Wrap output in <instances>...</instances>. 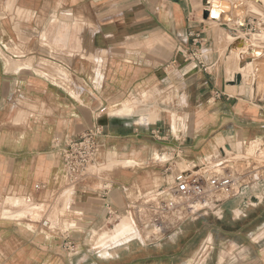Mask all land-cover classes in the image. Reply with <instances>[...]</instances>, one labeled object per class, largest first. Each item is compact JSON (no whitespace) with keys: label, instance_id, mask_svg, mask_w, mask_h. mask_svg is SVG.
<instances>
[{"label":"crops","instance_id":"obj_1","mask_svg":"<svg viewBox=\"0 0 264 264\" xmlns=\"http://www.w3.org/2000/svg\"><path fill=\"white\" fill-rule=\"evenodd\" d=\"M232 1V6L244 3L243 18L250 12L246 3L251 1ZM203 11L202 0H0V208L6 199L17 198L33 211L59 203L66 211L54 233L42 229L41 221L11 222L48 245L65 237L80 244L77 255L63 252L68 260L89 257L84 254L88 249L103 257L100 232L116 225L110 228L106 204L122 223L129 222L123 216L132 203L148 201L157 188L172 183L174 174L187 173L188 164L211 165L208 158L216 153L225 159L230 144L235 156L264 164V81L249 86L250 75L241 87L231 84L242 62L239 54L229 52L235 38L224 30L223 20H204ZM226 26L237 35L243 32L232 23ZM148 88L161 94L150 106L160 112L157 121L142 126L134 117H118L125 104L136 102L145 109L140 107L151 95L139 96ZM166 94L171 103L165 104ZM104 107L115 117L109 127L106 118L101 121L105 134L93 171L112 185L106 199L100 197L97 180L69 187L57 149L93 128L95 114ZM170 108L178 115L176 129L170 116L169 122L161 118ZM179 149L182 154L171 163L176 170L170 174L161 158ZM251 175L260 179L242 190L240 195L248 198L234 211L233 221L247 217L251 207H264V169ZM228 202L196 217L178 218L168 239L178 240L187 221L211 215L223 220ZM257 218V229L248 232L246 242L225 233L216 264H264V220ZM65 221L69 227H63ZM165 237L144 239L161 242ZM6 238L0 234L1 242ZM213 241L208 233L187 263L206 264L215 250ZM119 247L110 248L111 257L104 258L114 260ZM5 255L21 259L16 253Z\"/></svg>","mask_w":264,"mask_h":264},{"label":"rangeland","instance_id":"obj_2","mask_svg":"<svg viewBox=\"0 0 264 264\" xmlns=\"http://www.w3.org/2000/svg\"><path fill=\"white\" fill-rule=\"evenodd\" d=\"M246 5L250 9V12H255L257 14H261L262 16H264V6L261 8L256 7L251 2H247ZM199 7H198L199 9L197 7L195 8L197 12H200L199 10L201 9V4ZM240 35L242 37H246L244 31ZM262 37L264 38V29L262 34L250 35L251 41L257 39V41L260 42L258 39ZM186 57L189 58V53L187 51H186ZM259 71H260V66L258 71L257 70L253 71V75H256L255 77H253V79L256 80V78L262 74L260 73L262 69L260 72ZM249 79H251V77ZM262 79H264V77ZM144 93L148 94L149 96L151 95V97H148V99H146L143 106L140 107L145 109H139L136 102L131 104H125L123 108L122 107L118 108L120 111H122L118 117H122L121 114L126 115L128 113H132V111L134 112V114H139L144 112H148L151 114L153 112L156 115L157 118L156 121H157L160 118V112L157 110V108L155 107L151 108L150 106L154 102L155 104L159 102V99L161 98V94L159 92L157 93L155 91V88H148L146 89V91H143V93L141 92L139 96L140 100H142ZM166 95L168 97H165L163 99L164 101L166 100L165 104L171 103L172 100L171 94H166ZM153 96H156V98ZM169 111H172L171 108L167 110V112ZM176 111H178V109H176ZM167 112L165 111L161 115L163 122L164 121L169 122V116H170V124L173 125L174 128L176 129L178 115L175 112H169V113ZM179 115L181 116V114ZM151 116L153 117V115ZM130 117H133V114H131ZM27 118H28V114L25 115L23 118L25 122ZM110 123L111 122L106 123V125L105 124L103 125L109 127ZM149 123L153 124L154 120H151ZM137 125H141V123L140 124L138 123ZM142 126H149V125L142 123ZM230 146L231 148L228 147L226 149L224 148L226 151L225 159L230 161L235 166L236 165L235 160H238L241 157L235 156L233 154V151L235 150V146L232 144H230ZM208 159L210 160L211 163L210 166L218 165L221 162V158L219 157L218 153L209 156ZM111 163L116 164L118 162L115 161ZM257 164L258 166H261L260 165L261 163L257 162ZM233 165H230V167H232ZM118 166L120 167L121 165ZM219 168L216 169L217 172L222 173L224 169L222 168L221 171H218ZM139 175H142L141 172H139ZM1 182H2V176L0 174V183ZM247 193H249V191ZM245 198L248 197H243L242 195H239L236 198L230 200L226 204V215H225L226 217L223 220H220L218 219V217L211 215V216L203 217L198 221L185 222L182 226L183 232L178 240L168 239L170 237V234L164 232L165 234L163 233L162 236L167 235V237L164 238L165 240H162L161 242H156V241H149V239H147L148 241L146 242V240H144L145 237L144 235H147L149 238H151L153 233L159 232V229L151 228L152 230L151 229L149 230L148 227L149 223H145L142 230L140 229L139 226L140 234L143 235L144 233L141 239L132 240L131 242L123 246H121L122 244L119 245L121 247L115 250L116 254H118V257H116L115 255L114 260L105 259L104 257H98L97 255L92 253V250L88 249L85 250L84 254L88 255L89 257H78L77 261L76 259L68 260L63 256L62 242L60 241V239L48 245L43 237H34L31 234H29L24 228L18 226L16 222H11L16 220L17 221L23 220L26 218L32 219L34 221H41L40 219L42 217V214L40 213V211H33L30 208L23 205L20 199L8 198L0 208V212H4L6 215H9V217H12L7 219L6 218L0 219V220H10V221H0V234L1 233L5 235L7 234V238L4 239V242L0 241V264H38L39 262L47 263L48 260L50 261L51 264H93V262H97V263L102 262L103 264H189L187 262L190 261V259H192L195 256L196 252L202 245L208 233H211L214 238L213 243L215 246V250L206 264H216L218 257L222 255V253L224 252V250H222L221 243L226 239L225 233H232L233 235H235V237H231L233 240L239 243H243L246 242L247 240L246 235L248 234V232H250L251 230L254 232L256 231L257 224L259 223L257 217L260 216L262 220H264V212H261L263 210L261 208L264 207H260L257 209L251 207V209H247L246 212L247 217L241 218L238 221L231 220V216H235L234 211L237 210L239 206H242ZM59 204L55 205L52 209V212L50 213V220L52 222H57V220L59 219L61 220V216L65 215L66 212L65 208L64 209L63 207L59 208ZM136 226H138L137 222H136ZM63 227H69L68 222L66 221L63 222ZM110 233L111 232L109 231L107 234ZM256 236L257 234H255L254 238ZM6 251L10 253H16V255L18 254L21 255V259H17L15 257L5 259L4 256H6L5 255Z\"/></svg>","mask_w":264,"mask_h":264},{"label":"built area","instance_id":"obj_3","mask_svg":"<svg viewBox=\"0 0 264 264\" xmlns=\"http://www.w3.org/2000/svg\"><path fill=\"white\" fill-rule=\"evenodd\" d=\"M242 21L244 24L243 28H237L243 29L246 34V40L250 41L251 34H262L264 16L261 14L249 12ZM220 96L221 94L217 93V97ZM107 112L108 109L106 107L101 108L95 114V126L93 128L80 137L69 141L66 145L57 146L62 159V172L69 187L86 186L90 184V181L97 180V184H99L98 190L102 199L107 198L112 185L95 175L93 168L99 148V139L105 134L101 121L105 118L107 119ZM261 127L264 129V122ZM181 154L182 149H179L176 153H173V156L166 157V154L162 156V162L165 164L166 170L170 171V174H174L176 170V166H172L171 163L175 160V157ZM262 157L257 156L260 159H263ZM243 158L249 161L251 166L241 173L237 172L240 169V165H237V168L232 163L223 165L222 168L224 170L222 173L204 172V168L210 167V164L205 166L188 164L187 173L174 174L171 184H164L157 188L153 197L148 201L140 200L132 203L126 215L130 216L135 221V224L138 222L142 230L144 224L139 221L138 213L142 211L146 216V223L156 225L159 228V232L153 233V237H162L164 232L170 234L168 231L178 218H192L203 212L214 211L239 196L246 186L258 182L260 176L257 175L255 177L251 174L264 169V164H260L261 166L256 169L258 164L255 161H251L249 157ZM230 165L233 166L230 167ZM42 188V185L36 186L37 190ZM61 192L63 191H60L56 198ZM224 198L227 200L226 202L223 200ZM105 210L108 214L110 228H112L120 222L121 218L118 217V213L109 204L105 205ZM41 224L42 229L52 233L56 232V229L50 230L51 224L49 221L41 220ZM139 226H137V229L140 231ZM62 248L63 252L68 255H77L81 250L80 244L75 243L68 237L62 239Z\"/></svg>","mask_w":264,"mask_h":264},{"label":"bare ground","instance_id":"obj_4","mask_svg":"<svg viewBox=\"0 0 264 264\" xmlns=\"http://www.w3.org/2000/svg\"><path fill=\"white\" fill-rule=\"evenodd\" d=\"M212 4H213V8H212V15L216 17V19H220L224 16V18L229 15V12L231 11V7H232V3L233 2L232 0H211ZM254 4V6L256 7H263L264 6V0H260L258 2H251ZM222 18L221 19V22H223L222 20L224 19ZM211 21V20H210ZM217 22V21H216ZM220 22V23H221ZM224 30L231 35L230 32H228L229 30L224 28ZM224 31V32H225ZM263 36V35H262ZM260 37V36H258ZM233 38V36L231 37ZM238 39L242 40V41H246L245 38H243L241 35H239L237 37ZM236 40V39H235ZM260 42L256 40L254 41H250L251 42V47H252V50H253V53H256L257 50H263L264 51V38H260L258 39ZM232 45V44H230ZM233 55L237 54L235 52H232ZM262 53H260L261 55ZM236 58V57H235ZM235 58H232V59H235ZM258 60H262L261 62H264V54L261 55V58L258 59ZM242 61V60H241ZM239 62V61H238ZM232 64V63H231ZM230 64V65H231ZM259 66H264V63H261L258 65V62L257 60H253V59H249V60H245V61H242L240 66H239V72L240 74L243 75V78H245L247 80V78L251 75V76H256V75H253V71L255 70H259ZM228 68V67H227ZM260 72V71H259ZM262 74H264V67L262 69V71L260 72ZM255 81V79H254ZM241 87V86H240ZM243 87V86H242ZM120 114V113H118ZM132 113H128L126 115L124 114H121L122 117H130ZM117 115V114H115ZM134 117V120L137 122V124L139 122H141V125L142 123L143 124H150L149 122L151 120H154L156 121V116H151L148 112H144L142 115L140 116H137V115H133ZM140 124V123H139ZM128 165H131V163H127ZM184 164V163H183ZM120 165V164H119ZM126 165V164H125ZM127 165V166H128ZM130 167V166H129ZM222 168H219L218 171H221ZM254 194V193H253ZM256 196V195H255ZM257 197V196H256ZM240 212V211H239ZM4 218H12V217H9V215H6L4 212H0V219H4ZM127 221H129V219H127ZM148 227H149V230L151 228L155 229L157 228L156 225H151V224H148ZM159 229V228H158ZM152 230V229H151ZM109 231L105 230L103 231L101 234H100V239L99 241L97 242V244L99 245H102V248L98 249L99 253L105 257V258H110L111 257V253L109 252L110 248H115L121 244H124V243H127L130 241V239L132 238H135L137 237V233H136V230L133 226L132 223L129 222H121L120 220V223L118 225H116L110 232V234H107ZM147 233V232H146ZM144 235V233H143ZM149 235V234H148ZM145 237L148 238L147 235H144ZM146 240V239H144ZM148 241V240H147ZM209 251V250H208ZM207 251V252H208ZM226 254V253H225ZM223 259L225 258V255L222 256Z\"/></svg>","mask_w":264,"mask_h":264},{"label":"water","instance_id":"obj_5","mask_svg":"<svg viewBox=\"0 0 264 264\" xmlns=\"http://www.w3.org/2000/svg\"><path fill=\"white\" fill-rule=\"evenodd\" d=\"M167 1H170V2H176L177 0H167ZM251 2H258L260 0H249ZM243 2H238L236 5L232 6L231 7V11L229 12V16L225 17L223 19L224 21V27L226 29H228L232 35H233V38H235V42L230 46L229 48V52H235L237 54H239V58L240 60L242 61H245V60H249V59H253V60H257L258 62V65L261 63L260 59L261 58V55L264 54V51L263 50H257L256 53H253V50H252V47H251V42L248 41V40H240L238 39V35L236 34V32H233L232 30H230V28H228V26H226L227 23H232L233 25V29L239 27V28H243L244 24H243V16L245 14V11L244 9H242L241 7L243 6ZM202 6L204 8V11H203V19L204 20H211V21H217V22H220L221 21V18L220 19H216L215 16L212 15V8H213V4L211 2V0H202ZM230 14H232V16H230ZM233 18L236 19V21L233 23ZM260 53H262L260 55ZM264 66H261L260 67V71L261 69H263ZM264 77V74H261L259 75L256 80H257V83L260 84L261 82L264 81V79H262ZM254 82V79L251 78V79H248L246 81L247 85H252ZM243 83V75L242 74H236L235 77H234V80L233 82L231 83L232 85H237V86H240L242 85ZM115 116H110L108 115L107 117V120L110 122L113 120ZM236 162V165L235 167H237V165H240L239 168L237 170L238 173H241L243 171H245L246 169L250 168L251 166V163L249 161H247L245 158H240L238 160H235ZM226 163H231L230 161H228L227 159H221V162L218 164V165H215V166H210V167H207V168H204V172H217V168L219 167H222L223 165H225ZM240 163V164H238ZM259 166L256 167V169H258ZM63 194V192L60 193V195L58 197H60L61 195ZM57 197V198H58ZM225 202L227 201L225 198L223 199ZM46 209H44L45 211L41 210L40 213L42 214V217L40 220H47L50 222L51 226H50V230L53 231L56 229L57 227V222H52L50 220V213L52 212V209L50 205H46L45 206ZM139 221L143 224L146 223V216L145 214H143L142 211H139ZM127 219H129V221L133 224L135 230H136V233H137V237L134 238V240H140L141 239V234H140V231L137 229V226L135 224V221L133 219H131L130 216H125ZM120 223V222H119ZM118 224V223H117ZM116 224V225H117ZM115 225V226H116ZM114 226V227H115ZM131 242V241H130ZM128 243V242H127ZM127 243H124L122 244L121 246L123 245H126Z\"/></svg>","mask_w":264,"mask_h":264}]
</instances>
